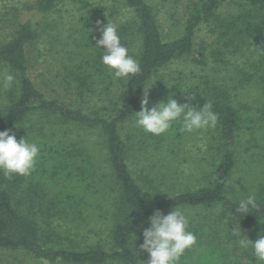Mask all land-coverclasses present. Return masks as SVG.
<instances>
[{"label": "trees", "instance_id": "trees-1", "mask_svg": "<svg viewBox=\"0 0 264 264\" xmlns=\"http://www.w3.org/2000/svg\"><path fill=\"white\" fill-rule=\"evenodd\" d=\"M59 1L35 0L28 10L31 13L20 19L13 38L0 46V66L15 77L0 109V131L8 130L18 141L21 138L31 141L32 132L38 130L42 134L46 124L65 126L67 131L72 128L93 133L103 148L107 172L102 175L103 170L95 165L91 148L68 140L41 143L35 169L28 176L13 174L8 178L0 171V250L21 251L40 264H142L149 257L139 245L143 242V230L150 226L148 218L154 209L207 207L217 208L222 215L220 218L229 222L226 233L231 235V240L228 245L233 252L237 251L236 224L241 233H259L264 225V190L260 189L257 194L258 211L242 216L234 214L238 201L228 198L225 191L235 166V146L239 144L243 127L249 129L251 120L248 119L249 109L234 101L227 84L208 81L205 76L199 78V86L174 84L166 89L161 77L148 89L149 109L171 95L180 103L198 107L211 103L218 114L214 132L221 150L220 160L213 167L207 184L194 190L170 197L157 192L153 198L149 197L132 174V134L124 139L121 132L140 111L143 88H148L161 70L177 59H188L195 68L206 71L216 66L229 68V56L245 57L241 67L233 69L234 75L229 81L234 84L233 89L235 85L240 88L255 84L264 96V0H203L189 13L179 36L169 41L163 40L157 10L149 0H118L129 18L117 24L121 44L139 62L140 73L127 82L114 78L101 63L102 47L101 50L95 47L101 33L86 30L92 23L83 19L84 30L78 32L79 38L73 41L75 51L80 53L71 52L67 66L62 63V70L67 73L62 76L66 101L46 97L35 85L31 78L34 60L29 52L38 38L39 19L49 15ZM229 4L235 5L237 10L223 16L219 10ZM203 24L216 36L209 51L195 46L196 33ZM74 56L81 60H74ZM181 89L184 92H180ZM189 95L194 99L189 101ZM94 98L100 106L90 111L71 103L81 104L86 100L90 103ZM88 103L83 105L87 107ZM33 116L43 122L26 129L24 124ZM180 127V123L175 122L168 132L159 136L144 132L143 138L149 139L154 152H160L168 139L178 146L183 134ZM104 179L109 180V189L118 194L111 206L113 224L109 231V248L79 247L73 242L64 244V237L56 231L53 221H78L86 207L101 210L94 199L90 203L89 195L92 190L97 192L96 186ZM41 220L48 223L42 226ZM214 225L189 224V230L198 241L206 237L208 244L214 245L209 257L217 256L216 264H240L239 260L229 259V248L219 246L222 243L218 236L220 228L216 222ZM224 229H227L226 224ZM194 247L185 252L179 264H191Z\"/></svg>", "mask_w": 264, "mask_h": 264}, {"label": "rangeland", "instance_id": "rangeland-1", "mask_svg": "<svg viewBox=\"0 0 264 264\" xmlns=\"http://www.w3.org/2000/svg\"><path fill=\"white\" fill-rule=\"evenodd\" d=\"M203 0H149L158 13L160 28L164 41L177 38L183 29V24L189 13L195 5ZM35 3V0H0V46L8 43L14 36L17 25L21 18L27 17L31 12L29 8ZM237 7L229 4L220 8L219 12L225 16L236 11ZM30 12V13H29ZM83 19L91 21L92 26L86 30H92L98 33L97 21L100 22L99 27H103L109 22L120 24L123 21H129L126 11L122 8L118 0H87L82 4L80 0H60L55 9L46 17L39 19L40 30L38 38L34 45L30 48V58L33 61L34 69L31 71V78L35 85L45 93L46 97H58L65 100L66 92L64 89L63 77L67 73L62 70L67 66L69 54L75 51L74 40L79 38L78 32L84 30L85 23ZM38 21V20H37ZM90 23V25H91ZM86 32V31H85ZM216 39L215 34L206 24L201 25L195 36V46H203L209 51V47ZM80 53V52H79ZM86 54V52H84ZM82 54V55H84ZM67 60V61H66ZM72 60V59H70ZM74 60H81L80 57L74 56ZM231 61L229 68L223 69L216 66L206 71L195 68L188 59H177L172 61L167 67L163 68L158 78H154L150 86L158 82L162 77V85L166 89L172 88L174 84H191L196 87L200 85L199 78H208V81L227 84L228 91L237 104L244 105L249 109L248 124L249 129L243 127L239 144L235 146V166L230 175L229 181L239 187L240 191L235 193L232 185L227 184L228 188L225 194L231 200L239 201L244 198L249 191L255 190L258 194L259 190H264V96L255 84H247L243 87L233 89L234 84L229 80L233 78V69L243 64L245 57L240 55H232L227 58ZM7 71L0 66V80L2 74ZM8 72V71H7ZM63 76V77H62ZM58 77V78H57ZM173 83V84H172ZM13 85V84H12ZM149 86V87H150ZM9 88H5L0 84V109L5 101V92ZM180 92H184L181 89ZM66 101V100H65ZM74 101V100H70ZM77 104L85 110L98 108L100 105L97 98L88 103L71 102ZM88 103V106H84ZM98 110V109H97ZM43 120L37 116L29 118L24 124L25 128L38 127ZM34 123H37L35 125ZM215 129L200 131L195 133L183 132L182 138L178 146L174 145L171 139L162 146V151L154 152L150 147L149 139H144V131L137 127L135 117L125 126V130L121 133L126 139L128 134H132L130 144L133 147L130 165L132 174L138 182L144 193L149 197L158 192L164 197L174 196L176 194L194 190L201 185L207 184L210 179V173L213 167L220 160L221 150L216 144ZM32 132L29 142H35L41 148L43 142H64L79 143L88 146L95 154V165L99 166L104 175L106 169L105 158L103 157V148L98 142V138L93 133H83L81 130L69 129L61 125L44 126L42 134L35 130ZM27 132V131H26ZM31 134V133H30ZM174 150V151H173ZM170 151H173L170 153ZM158 153H162L160 156ZM162 160V161H161ZM161 163H160V162ZM166 161V162H164ZM164 163V164H163ZM74 172V169H71ZM148 174L149 178L145 180L144 176ZM100 175V176H102ZM110 179V178H109ZM152 181V182H151ZM97 192L89 195L90 203L95 201L100 209L84 208L86 211L84 216L78 221H53L56 231L64 237V244L69 245L73 242L75 246L82 247L84 245H101L106 249L109 248V231L112 228V212L111 206H114L117 200V191L109 189V180L104 179L99 186H96ZM94 194V195H93ZM189 218V224L199 225L203 227H213L214 222L220 228L218 236L221 238V248H229L228 257L233 261L239 260L240 264H246L248 258L250 264H256L255 258L250 253H245L243 249L232 251V246L228 245L231 235L227 234L229 222L222 217L217 208H180ZM173 210V209H172ZM172 210H162L163 214H168ZM115 213V210H114ZM220 220V221H219ZM42 226L48 222L39 221ZM226 224L227 229H224ZM257 232L241 233L253 242L257 239ZM261 234H264V225L260 227ZM229 238V239H228ZM237 238L239 239L238 235ZM204 237L197 240L195 253L193 254L191 264H216L215 256L209 257V253L213 250ZM0 264H40L33 261L29 256L21 251L0 250Z\"/></svg>", "mask_w": 264, "mask_h": 264}, {"label": "clouds", "instance_id": "clouds-1", "mask_svg": "<svg viewBox=\"0 0 264 264\" xmlns=\"http://www.w3.org/2000/svg\"><path fill=\"white\" fill-rule=\"evenodd\" d=\"M97 25L101 35L95 47L103 49L101 63L116 79L127 82L131 77H136L141 71L140 64L129 55V49L121 44L117 24L107 20V24L103 27H99V21ZM14 80V75L5 71L0 84L10 88ZM150 87L143 88L141 108L135 113V123L144 132L159 136L168 132L175 122L180 123V131L185 133L216 128L218 114L213 111L211 103H204L202 107H198L187 102L180 103L169 95L165 101L157 102L149 109L147 105ZM187 99L190 101L194 97L189 95ZM39 153L40 147L37 143L29 142L27 138H21L18 141L8 130L0 131V171L4 176L11 178L13 174L30 175L35 169ZM236 178L228 183V186L232 185L235 189V193L240 191L239 187L233 183ZM259 208L257 193L251 190L238 201L234 214L242 216L258 211ZM148 221L150 226L143 230V242L139 248L147 252L149 258L142 264H179L185 252L192 249L197 242L196 235L189 230L188 216L179 208L175 207L166 215L160 209H154ZM234 234L238 235L237 244L244 250V254L250 253L255 258L256 264H264V234L258 233L257 239L253 242L241 234L237 224ZM245 258L246 264H250L248 258L246 256Z\"/></svg>", "mask_w": 264, "mask_h": 264}]
</instances>
